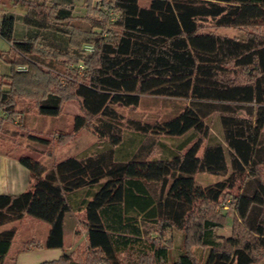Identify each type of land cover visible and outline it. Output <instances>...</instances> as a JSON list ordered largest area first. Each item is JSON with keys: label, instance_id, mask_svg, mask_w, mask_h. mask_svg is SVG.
Returning a JSON list of instances; mask_svg holds the SVG:
<instances>
[{"label": "trees", "instance_id": "16d2710c", "mask_svg": "<svg viewBox=\"0 0 264 264\" xmlns=\"http://www.w3.org/2000/svg\"><path fill=\"white\" fill-rule=\"evenodd\" d=\"M19 2L27 7L26 24L46 26L62 42L45 48L37 29L15 37L14 14L2 15L0 35L13 53L6 58L11 71L0 72L2 117L17 113L18 96L34 97L38 111L52 115L59 114L65 99L79 97L82 112L64 135L87 128L102 145L58 158L51 167L29 154L3 151L30 170L31 181L20 192H0V226L29 215L49 223L44 241L30 236L18 252L63 249L36 264H124V251L136 262L152 264L256 262L264 240L234 239L233 249L222 247L215 229L225 213L215 206L232 195L237 217L251 222L252 236L264 237V34L251 31L241 38L207 26L264 29V0H101L106 10L100 17L85 16L89 26L71 22L65 27L61 20L71 18L69 9L12 1ZM88 41L95 46L86 44L93 52L84 53ZM145 93L188 102L162 120L129 118L131 131L124 135L115 104L136 105ZM216 110L222 111L230 164L221 142L204 143L205 118ZM139 134L169 136L173 143L159 141L161 153L151 155L153 141L139 143ZM29 137L49 142L33 133ZM202 171L223 177L201 185L196 174ZM74 210L83 211L87 228L80 252L64 247L65 215ZM171 228L182 231L184 246L176 257L173 243H165L172 240L164 237ZM17 231L16 224L0 228V264H17L16 257L7 262ZM191 243L208 247L204 260L189 249Z\"/></svg>", "mask_w": 264, "mask_h": 264}, {"label": "rangeland", "instance_id": "374dc122", "mask_svg": "<svg viewBox=\"0 0 264 264\" xmlns=\"http://www.w3.org/2000/svg\"><path fill=\"white\" fill-rule=\"evenodd\" d=\"M13 0H0V18L6 11H11L15 16L14 36L20 37L30 34L32 30L37 29L41 42L45 48H52L62 42L61 37H54L50 28L43 26L33 28L24 22L23 15L27 10L26 4L12 3ZM39 3H44L48 7L55 6L57 8L69 9L71 18L62 19V26H67V23H78L89 26L85 21L87 17H100L106 9L102 6L101 0H34ZM141 3H147L148 0H140ZM48 11V10H47ZM53 20V19H52ZM212 21H207L209 23ZM94 30L101 31L99 27H93ZM207 29H214L223 34L235 35L238 37H246L249 32L256 31L264 34V29L261 27H238V26H207ZM106 29L102 30V33ZM61 32V31H60ZM67 35L63 32V35ZM92 44L94 41L85 42L82 46L84 53L93 52L86 50L84 46ZM11 48L10 42L0 35V72L8 73L11 71V64L6 59L11 57L13 53L8 51ZM80 63V62H79ZM78 63V71H83L84 68ZM72 65V62L69 63ZM19 69H26L27 64H17ZM53 71L59 72L58 67H51ZM188 102L184 97H173L161 94L145 93L141 95V100L136 105L115 104V107L123 115L124 135L130 134L131 129L126 127L129 118L138 119L140 121H156L168 118L178 111H180ZM17 113L13 117L3 118L6 112L0 109V151H11L15 156L20 154H29L34 158L41 160L46 167H51L58 158H62L69 154H82L102 145V141L98 136L87 128L80 129L73 136L65 137V133H70L73 130V120L76 113L82 112L81 100L79 97L67 98L62 103V108L58 115L44 114L38 111L37 101L34 97L27 98L18 96L16 100ZM222 111L216 110L209 114L206 118L208 127V135L204 137V143L221 142L225 148L226 156L230 164V151L224 139V130L221 123ZM29 133L41 135L49 139L48 143L34 141L29 137ZM136 138L140 142H152L153 149L151 155H158L161 153V143H173L172 137L159 135L153 136L149 134H139ZM160 139V140H159ZM137 140V139H136ZM155 141V142H154ZM158 141V142H157ZM137 142V143H138ZM5 153V152H4ZM223 175L214 174L210 172H198L196 174V181L198 184L204 185L222 178ZM215 210H222L225 215L222 226L215 229L216 237L222 247L233 249L234 239L244 241L245 239L263 241L264 237L260 234H251V222L248 219L238 218L235 209V199L232 195H227L225 200H221L220 204L215 206ZM65 230V246L69 249H77L78 252L86 248V226L84 223L83 211H69L64 222ZM16 224L18 231L15 236L14 243L11 247L7 262H14L10 257H16L17 264H36L45 258H52L59 256L62 248L54 253V250L46 251V248L33 247L29 251L18 252L21 248V243L24 239L35 236L40 237L44 241L47 234L49 223L45 220L36 218L34 216H26L19 221L8 222L0 228ZM154 234L153 232H150ZM164 237H171L172 240H165L171 246V256L176 257L180 250L183 249L182 231L180 229L171 228L165 232ZM233 237V239H230ZM161 242L160 240L158 241ZM35 249V250H32ZM189 249L201 260H204L208 247H204L197 243L189 244ZM257 261L252 264H264V252L258 251ZM124 264H152V261L136 262L134 257L128 251L120 254ZM143 261V259H141Z\"/></svg>", "mask_w": 264, "mask_h": 264}, {"label": "crops", "instance_id": "0c3cea01", "mask_svg": "<svg viewBox=\"0 0 264 264\" xmlns=\"http://www.w3.org/2000/svg\"><path fill=\"white\" fill-rule=\"evenodd\" d=\"M30 181H31L30 170L25 165H23L15 156H11L0 151V192H8V193L20 192L29 185ZM66 218H67V214L65 215V220ZM37 248H46L47 252L50 250L51 251L54 250L53 251L54 253H57V250L61 249V247H46V246L36 247L35 249ZM45 259H49V258H45Z\"/></svg>", "mask_w": 264, "mask_h": 264}, {"label": "built area", "instance_id": "2783aa9c", "mask_svg": "<svg viewBox=\"0 0 264 264\" xmlns=\"http://www.w3.org/2000/svg\"><path fill=\"white\" fill-rule=\"evenodd\" d=\"M92 45H89V49L91 48Z\"/></svg>", "mask_w": 264, "mask_h": 264}]
</instances>
